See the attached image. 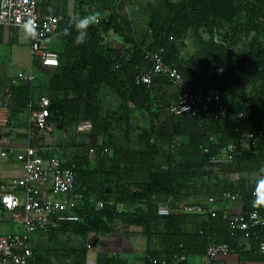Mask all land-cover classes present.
<instances>
[{
	"label": "trees",
	"instance_id": "trees-1",
	"mask_svg": "<svg viewBox=\"0 0 264 264\" xmlns=\"http://www.w3.org/2000/svg\"><path fill=\"white\" fill-rule=\"evenodd\" d=\"M118 1L75 0L72 15L69 0L40 2L45 13L61 17L57 32L42 41L58 55L48 86L66 94L51 100L49 123L63 131L76 129L84 105L86 130L92 136L91 145L83 147L86 151L73 142L75 152L60 156L64 166L77 165L75 193L80 198L75 211L80 220L64 223L54 235L68 234L70 240L73 234L79 239L69 252L74 256L70 264H87L99 237L113 235L119 227L136 228L146 237L145 264H152L150 258L188 264L190 257H206L212 243L234 248L240 233H232L224 211L216 210L215 216H159L158 208L206 205L210 198L221 200L231 193L263 210L264 198L252 194L264 185L263 179H241L236 186L222 173L264 175V140L251 144L249 153L240 148L246 133L264 131V0H148L144 28L132 26L118 13ZM83 16L90 17L88 36L83 44H76L74 20ZM216 33L220 43L215 41ZM111 36L118 40L111 41ZM160 48L166 64L177 67L192 87L220 93L228 105L225 118L201 121L190 114L175 115L170 111L174 102L157 101L156 86L170 83L166 77H154L151 85L138 81L152 66L147 52ZM105 88L119 98L115 113L102 105ZM13 94L18 106L26 108L29 87L14 86ZM134 111H147L148 125L135 128ZM97 136L103 137L100 145ZM183 138L187 143L180 142ZM135 139L141 148L134 147ZM230 144L236 146L232 161L218 163ZM159 155L167 157L165 167L154 164ZM252 210L247 207L244 212ZM255 252L257 246L252 248ZM254 255L248 258L264 259ZM108 264L123 263L111 257Z\"/></svg>",
	"mask_w": 264,
	"mask_h": 264
},
{
	"label": "built area",
	"instance_id": "built-area-1",
	"mask_svg": "<svg viewBox=\"0 0 264 264\" xmlns=\"http://www.w3.org/2000/svg\"><path fill=\"white\" fill-rule=\"evenodd\" d=\"M41 0H0V26L9 25L16 28H27L31 36V52L34 59H38L43 66H57L58 55L51 52L42 43L43 40L54 35L61 21L58 15L45 13L40 7ZM118 7L133 5L129 0H119ZM98 22L97 20H95ZM105 40L107 41L106 37ZM215 41L221 42V36L216 33ZM164 49L147 52L146 58L151 62L150 69L138 76V81L151 85L154 77H166L170 84L177 88L179 98L174 102L170 111L175 115L190 114L194 118L204 121L208 118H225L228 105L223 102L216 90L205 92L192 87L179 72L177 67L166 64ZM33 73L20 71L10 81L5 89L6 97L0 102V107L9 109L14 100L11 98L13 87L25 84L30 89L31 100L27 104L29 143L22 152L15 148L0 146V159H14L23 166V175L11 178L0 184V207L4 210H22L23 231L0 236V264H30L34 253L30 246V236L38 232L59 230L64 223L78 222L79 215L75 208L80 195L75 193L78 178L77 165L71 163L64 166V161L56 155L43 156L51 150L43 141L49 128L50 106L52 101L47 96L35 98ZM86 128V124H84ZM246 141L255 145L264 140V131H251L245 134ZM205 151H208L207 149ZM236 146L230 144L226 149V162H231ZM264 180V175L259 174ZM264 198V185H260L252 193ZM230 201L238 199L239 194L226 193ZM215 200L209 203L179 204L175 208L161 205L159 216L172 213H210L215 216ZM103 202L98 203L102 207ZM263 210H252L249 213H229L232 233H240L246 239H254L257 252L264 255V205ZM231 246L228 243H212L206 253V264H216L218 258L228 255ZM152 264H168L166 258H150ZM184 260V257L182 258Z\"/></svg>",
	"mask_w": 264,
	"mask_h": 264
},
{
	"label": "crops",
	"instance_id": "crops-1",
	"mask_svg": "<svg viewBox=\"0 0 264 264\" xmlns=\"http://www.w3.org/2000/svg\"><path fill=\"white\" fill-rule=\"evenodd\" d=\"M139 7L141 8V6ZM122 8L120 9L122 12L118 11V13H120L123 18L130 21L132 26H137L140 25L139 23L142 24L144 22L140 8L138 11L141 13L142 19L139 20V15L135 17L133 16V13L135 14V11L137 10L136 5H130L131 9L129 8V10H124ZM133 9L136 10L134 11ZM109 39L114 42L115 40H118L113 36L109 37ZM117 45L120 49H125L118 42ZM55 70L56 66H43L38 59L33 58L31 52V36L27 28H16L9 25L0 26V102L6 97V87L20 71L33 73L36 76L33 94L35 98L40 96H47L51 100L65 98L66 94L55 91L48 86L50 78ZM22 85L23 84H19L18 86ZM103 92L105 93L104 98H102L103 107L106 111L115 113V110H117V106L120 103L119 98L111 93L109 89L105 88L103 89ZM156 92L158 102L166 101L168 103L175 102L179 93L177 88L170 83L157 85ZM11 98L14 100L15 104L9 109H3L0 107V146L2 148H15L18 152H22L29 143V113L27 108L18 106L14 94H12ZM80 118L81 122L83 121L84 124H86L87 120L84 105H82L81 108ZM148 121L149 114L147 111L133 112V125L135 128L138 129L139 127L148 125ZM51 124L52 123L49 124L50 131H52L54 127L56 128L54 124ZM56 130L57 131L54 134H58L59 137L61 136L59 133H64L62 127L58 129L56 128ZM135 136H137V134H135L134 137ZM101 138L103 137L97 136L96 139ZM45 140H49L48 134H45L44 141ZM135 140L138 141L137 139ZM65 141L66 140L59 142V145L55 144V146H49L46 143V145L51 148V150L46 153L55 155L60 152L61 156L73 154L75 152L74 150L71 151L66 149V146L68 147V145L62 144L65 143ZM180 142L185 144L187 143V139L183 138ZM140 144L141 143L138 141L137 143H134V147L139 149L142 147ZM240 148L243 153H249L251 151V145L246 140L241 143ZM225 157L226 154L224 153L216 161L220 164H224ZM187 160L198 161L200 158L188 157ZM154 164L165 167L167 165V157L164 155L157 156ZM220 169L221 168H216V171L219 172ZM22 175L23 166L20 162H17L14 159H0V184L11 178ZM222 176L235 183L236 186H239L241 179H253L254 182L261 181L258 173L252 174V177L246 173H229V175L222 173ZM208 203L209 200L207 204ZM213 206L216 210L224 211L225 215L229 213L244 212L247 207H252L257 210L256 208L258 207V205L252 201L246 205L240 194L235 201H230L224 197L221 200H216ZM22 219L23 212L21 209L8 211L0 207V236L22 232ZM57 237L58 235H54L53 231L38 232L30 236V246L32 250H34L33 264H70L72 262L71 258L74 256L70 258L69 252L76 248L77 245L74 244L68 246L67 244H63L57 248V245H54V241L58 239ZM234 243L235 247L231 248L230 253L218 258L216 264H264V259L248 258L249 256H255L254 254L260 255L258 252L252 253V248L257 246L254 239H246L240 234L234 239ZM146 245V237L140 232V230L131 227H119L115 234L102 235L99 237V242L89 252L87 264H108L111 257H115L123 264H145ZM188 264H206V257L205 255L190 257L188 258Z\"/></svg>",
	"mask_w": 264,
	"mask_h": 264
},
{
	"label": "rangeland",
	"instance_id": "rangeland-1",
	"mask_svg": "<svg viewBox=\"0 0 264 264\" xmlns=\"http://www.w3.org/2000/svg\"><path fill=\"white\" fill-rule=\"evenodd\" d=\"M146 1H148V0H139V1H137L134 4V5L137 6V10L135 9L136 10L135 11L133 9L135 11V14L133 13V16L135 17V16H138L139 15V17H140L139 20L142 19V18L144 19V22L142 24L139 23L140 25H137V27H139V28H144V26L146 25L145 23H146L147 17L145 16V12H144L145 11V8H146ZM75 3H76L75 0H69L68 13L70 15L74 14V12H75ZM139 6H141L142 9ZM129 8H130V6L127 5V7L126 6H123L122 9L129 10ZM139 8H140L141 13L143 15L142 18H141V13H139V11H138ZM118 11L119 12H122V11H120V8L119 7H118ZM56 131L57 130L54 127V129L52 131H50L49 128H48V130L46 132V134H48V136H49V140L48 141L45 140V141H46V143L49 146H55V144L59 145V142H63L64 140H66L65 143H62L63 145H65V144L68 145V147L66 146V149L72 150V148H74V146L72 144H73V142H76V144H78L79 147H80V149H79L80 151H86L85 149H83V147L85 145H89V144L91 145L92 136L86 130V128L84 127V122L83 121L76 126V129H74V130L72 129V130H69V131L65 130L64 133H62V134L59 133L61 135L60 137H59L58 134H54V133H56ZM43 141H44V139H43ZM96 142L100 145V144H102L103 139L102 138L101 139H96ZM55 155L60 157L61 156V153L58 152ZM57 238L58 239L54 241L55 242L54 245H57V248L60 247V246H62L63 244H67L68 246H72L74 244H76L78 246V244H79V239L76 236H74L73 234L70 235V240H68V238H69L68 234H66L65 236H61V237L58 236ZM68 241H69V243H66ZM69 256L71 258L72 257V254L69 253Z\"/></svg>",
	"mask_w": 264,
	"mask_h": 264
},
{
	"label": "clouds",
	"instance_id": "clouds-1",
	"mask_svg": "<svg viewBox=\"0 0 264 264\" xmlns=\"http://www.w3.org/2000/svg\"><path fill=\"white\" fill-rule=\"evenodd\" d=\"M75 26L78 29L75 37L76 44H83L88 36L87 26L90 23V17L83 16L74 20Z\"/></svg>",
	"mask_w": 264,
	"mask_h": 264
}]
</instances>
